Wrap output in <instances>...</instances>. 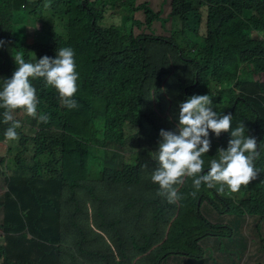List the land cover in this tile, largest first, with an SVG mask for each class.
Here are the masks:
<instances>
[{"label": "trees", "instance_id": "16d2710c", "mask_svg": "<svg viewBox=\"0 0 264 264\" xmlns=\"http://www.w3.org/2000/svg\"><path fill=\"white\" fill-rule=\"evenodd\" d=\"M108 1L12 2L14 17L20 14L13 19L12 53L22 51L25 61L33 63L71 47L78 107L69 109L53 86L35 78L37 117L22 109L13 112L21 127L16 129L19 138L8 140L7 172H0V264H61L64 256L76 262L62 245L63 199L66 189L89 180L91 162L99 158L94 148L120 156L103 165L102 182H140L141 169L152 162L142 160L141 133L147 118L145 82L163 71L159 65L155 73L153 66L163 57L157 46L160 55L163 49L176 53L175 64L185 71L183 77L176 74L184 84L182 102L210 95L214 111L224 105L222 114H232V129L243 123L245 134L256 138L260 155L254 164L260 174L235 193L226 185L219 191V184L209 188L202 183L197 190L195 178L185 177L154 264H264V80L251 78L264 74V38L259 36L264 33V0H158V7L157 0H114V12ZM29 25H36L38 53L27 51ZM242 69L247 78H241ZM16 70L13 60L12 76ZM226 91L231 98L217 100L225 99ZM4 111L0 108V126L7 130ZM18 113L27 117L29 130ZM41 113L50 116L48 123L39 121ZM151 124L155 132L161 130ZM209 135L211 148L202 156L201 174L232 139L231 129L219 137L209 130ZM85 187L93 193L94 187Z\"/></svg>", "mask_w": 264, "mask_h": 264}, {"label": "rangeland", "instance_id": "374dc122", "mask_svg": "<svg viewBox=\"0 0 264 264\" xmlns=\"http://www.w3.org/2000/svg\"><path fill=\"white\" fill-rule=\"evenodd\" d=\"M12 2L13 0H0V41L4 42L0 46V90L3 88L4 80L12 77L11 63L15 56L11 50L13 19L19 18L20 14H16L14 17ZM113 4L114 0H109L106 6L111 9ZM155 6H159L158 0ZM123 8L121 7L120 10ZM111 10L114 12L113 9ZM120 10L122 15L123 12ZM169 10L170 8L168 9L167 6L165 12ZM110 14L109 11L108 16ZM115 16L119 18L117 14ZM114 20V18L110 19V22ZM126 21L124 16V23ZM35 29L36 25L28 26L27 51L38 53L39 45L36 41L38 36H36ZM260 34V38H264V33ZM159 49L157 46L158 55L168 57V60L165 62L162 57L158 63L153 64L155 73H157L159 65L163 66V71L160 77L151 76L145 82L146 103L143 110H145L147 118L144 120L145 128L141 133L142 160L148 161L151 158L152 162H146V165L141 169V180L138 184L112 185L100 180L101 170L108 160L118 161L120 156L114 158L113 156L117 152L111 150L105 153V150L101 149L102 146L94 148V154L99 158L93 163L91 162L92 173H90L89 180L83 184V187L65 190L62 210V245L76 255V262L73 263L69 257L64 256L61 264H154V258L161 249L162 238L165 237L168 224L176 211V203H169L166 196L159 194L160 187L153 183L151 176L159 166L154 156L161 140L160 131L162 129L167 131L178 129L179 104L182 102L184 94V84L180 83L179 77H183L185 71L181 65L175 64L176 53L171 49H163V54L160 55ZM18 53L23 54L22 51ZM34 61L37 62V60ZM176 74L179 77H176ZM241 78H247L243 69ZM251 78L264 80V74L252 73ZM193 80L194 77H191L189 82ZM216 91L220 92L219 89ZM156 92L157 99H155ZM223 98L225 99L217 100L222 102L230 99L231 96L226 91L223 92ZM216 107L221 113L227 109L224 105ZM18 114L21 115L20 118L25 123V128L29 130L30 124L27 122V117L22 113ZM159 120H165V122L169 120V122L162 124ZM151 121L161 130L155 132ZM5 130L0 126V135ZM155 134L157 138H155ZM7 148L8 140L0 138V172L3 173L7 172ZM126 159L132 160L131 154L127 155ZM11 165L13 166L12 162H10L9 169H11ZM85 185L94 187L93 193ZM175 187L178 189L180 185ZM99 209L102 213L99 212ZM244 229L249 230L247 224ZM146 236L151 239L148 240Z\"/></svg>", "mask_w": 264, "mask_h": 264}, {"label": "clouds", "instance_id": "9594fccd", "mask_svg": "<svg viewBox=\"0 0 264 264\" xmlns=\"http://www.w3.org/2000/svg\"><path fill=\"white\" fill-rule=\"evenodd\" d=\"M49 6L45 4L46 8ZM3 44L0 41V46ZM74 55L71 47H63L57 51L56 58L44 56L36 63L26 62L19 53L14 56L17 70L10 79L4 80L0 90V108L5 109L4 123L10 124L5 132L7 140L19 138L16 129L21 124L14 119L15 110L22 109L27 115L37 117L39 101L31 79L43 78L58 91L64 105L69 109L78 107L77 101L73 99L78 91ZM38 119L42 123H48L50 116L41 113ZM178 121L177 130L160 131L161 140L154 156L159 166L151 176L153 183L160 187L159 194L166 196L169 203L180 199L175 186H181L185 177L195 178L193 185L197 190L202 183L209 188L219 184V191L223 192L226 185L233 193L258 178L260 171L254 164L260 155L256 138L245 134L246 127L243 123L232 129V114L214 111L210 95H193L181 102ZM230 129L232 139L229 140L227 149H218V159L211 160L207 173L201 174L205 163L202 156L211 148L209 130L219 137L222 132ZM195 194L192 193L193 196Z\"/></svg>", "mask_w": 264, "mask_h": 264}]
</instances>
